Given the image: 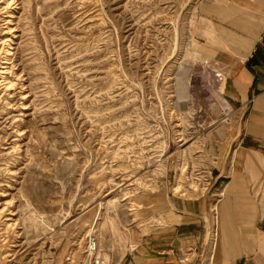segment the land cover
I'll use <instances>...</instances> for the list:
<instances>
[{"label": "rangeland", "instance_id": "1", "mask_svg": "<svg viewBox=\"0 0 264 264\" xmlns=\"http://www.w3.org/2000/svg\"><path fill=\"white\" fill-rule=\"evenodd\" d=\"M207 1L0 0V264H84L92 229L121 264L173 198L216 201L238 122Z\"/></svg>", "mask_w": 264, "mask_h": 264}, {"label": "crops", "instance_id": "2", "mask_svg": "<svg viewBox=\"0 0 264 264\" xmlns=\"http://www.w3.org/2000/svg\"><path fill=\"white\" fill-rule=\"evenodd\" d=\"M200 16L201 44L227 75L225 96L238 122L232 161L218 168L227 183L213 204L173 198L174 207L135 238L121 264H264V0H209Z\"/></svg>", "mask_w": 264, "mask_h": 264}, {"label": "built area", "instance_id": "3", "mask_svg": "<svg viewBox=\"0 0 264 264\" xmlns=\"http://www.w3.org/2000/svg\"><path fill=\"white\" fill-rule=\"evenodd\" d=\"M217 78L220 81H224L226 76L223 71L216 72ZM224 190L218 194V198L223 195ZM84 264H104V258L100 251V238L97 235V232L92 229L86 234V240L84 245ZM70 261V260H69Z\"/></svg>", "mask_w": 264, "mask_h": 264}, {"label": "bare ground", "instance_id": "4", "mask_svg": "<svg viewBox=\"0 0 264 264\" xmlns=\"http://www.w3.org/2000/svg\"><path fill=\"white\" fill-rule=\"evenodd\" d=\"M6 74V72H0V75H5ZM8 84V86H9V84H11V82L9 81V83H7ZM224 84V83H223ZM216 214H217V209H216ZM216 219V218H215ZM133 243V242H132ZM135 245V243L133 244V246ZM109 256V255H108ZM107 255L105 256V264H106V262L108 261V257ZM108 263V262H107Z\"/></svg>", "mask_w": 264, "mask_h": 264}]
</instances>
